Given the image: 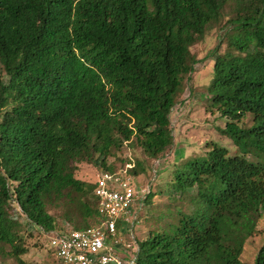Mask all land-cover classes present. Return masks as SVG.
Returning a JSON list of instances; mask_svg holds the SVG:
<instances>
[{
  "label": "trees",
  "instance_id": "16d2710c",
  "mask_svg": "<svg viewBox=\"0 0 264 264\" xmlns=\"http://www.w3.org/2000/svg\"><path fill=\"white\" fill-rule=\"evenodd\" d=\"M219 26L209 110L240 153L215 144L176 163L165 185L152 179L142 208L163 193L181 205L134 235V264H245L264 219V0H0V253L24 264L22 219L60 234L101 224L96 183L76 167L111 171L128 145L145 158L122 167L137 179L161 158L192 49Z\"/></svg>",
  "mask_w": 264,
  "mask_h": 264
},
{
  "label": "rangeland",
  "instance_id": "374dc122",
  "mask_svg": "<svg viewBox=\"0 0 264 264\" xmlns=\"http://www.w3.org/2000/svg\"><path fill=\"white\" fill-rule=\"evenodd\" d=\"M230 11L231 7L227 9V12ZM225 22L226 20L222 25ZM221 26L212 30L203 42L192 49L198 63L194 67V73L185 82L184 91L178 97L177 104L170 115L174 136L172 147L161 158L146 162V172L140 175V178L134 179L139 191H145L141 194V201L138 200L133 208V231L140 241L144 240L147 233L154 229L156 218L159 215L174 210L176 205H181L179 201L171 200L168 193H163L155 197L148 206L144 204V208H142V200L150 190L152 179H155L154 184L156 185H165L169 179L170 169L176 163L181 165L187 160L205 156L215 144L228 149L232 156L240 153L233 142L220 133V130L225 128V120L221 119L218 113L213 114L209 110L208 99L210 97L207 93V87L213 76L214 58L212 54L219 45L221 35L224 32ZM225 47L224 44L222 52ZM5 81H7V78H5ZM251 121L252 118L247 116L241 125L249 127ZM131 159L133 161L136 159L145 160L140 149H132L125 145L121 151L113 153L107 159V165L114 168L113 170H119L126 161ZM102 170L103 168L99 164H82L76 167L75 176L83 182L94 184ZM164 171L167 173H164ZM22 222L27 226L24 246L28 252L21 256L24 264H59L56 253L50 246V240L60 233H47L27 224L24 219H22ZM62 225H64V222L58 220V226L61 227ZM131 229L129 226L120 229L119 238L122 243L116 246L122 253H124V245L132 242L133 232H131ZM257 230V234L248 239L245 244L241 257L245 264H254L259 250L263 246L264 219L259 221ZM109 245H115L114 241H109ZM134 247L137 249L136 243ZM10 251V247H6L4 253H0V264H17L13 258L8 256Z\"/></svg>",
  "mask_w": 264,
  "mask_h": 264
},
{
  "label": "built area",
  "instance_id": "2783aa9c",
  "mask_svg": "<svg viewBox=\"0 0 264 264\" xmlns=\"http://www.w3.org/2000/svg\"><path fill=\"white\" fill-rule=\"evenodd\" d=\"M133 167L134 165L129 163L119 170L100 172L94 197L97 200V211L102 217V222L86 230L52 237L50 246L56 253L59 264L135 263L138 249L134 247L133 208L145 191H139L134 179L128 174ZM128 226L132 228V242L124 245V253H122L116 245L122 243L119 238L120 229ZM111 240L115 245H109Z\"/></svg>",
  "mask_w": 264,
  "mask_h": 264
}]
</instances>
